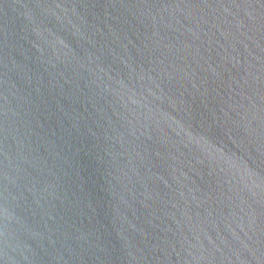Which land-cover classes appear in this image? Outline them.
Returning a JSON list of instances; mask_svg holds the SVG:
<instances>
[{
    "label": "water",
    "instance_id": "obj_1",
    "mask_svg": "<svg viewBox=\"0 0 264 264\" xmlns=\"http://www.w3.org/2000/svg\"><path fill=\"white\" fill-rule=\"evenodd\" d=\"M0 264H264V0H0Z\"/></svg>",
    "mask_w": 264,
    "mask_h": 264
}]
</instances>
